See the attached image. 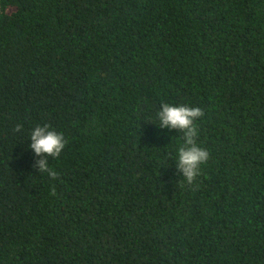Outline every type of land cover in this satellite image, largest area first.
Segmentation results:
<instances>
[{"label":"trees","instance_id":"trees-1","mask_svg":"<svg viewBox=\"0 0 264 264\" xmlns=\"http://www.w3.org/2000/svg\"><path fill=\"white\" fill-rule=\"evenodd\" d=\"M0 264H264V0H0Z\"/></svg>","mask_w":264,"mask_h":264}]
</instances>
